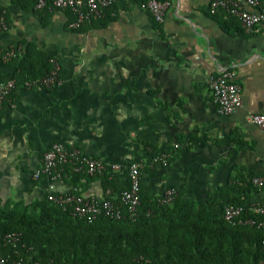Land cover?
<instances>
[{"label":"crops","instance_id":"0c3cea01","mask_svg":"<svg viewBox=\"0 0 264 264\" xmlns=\"http://www.w3.org/2000/svg\"><path fill=\"white\" fill-rule=\"evenodd\" d=\"M140 2L117 0L104 25L88 22L79 30L68 28L65 10L50 9L44 25L37 11L10 7L0 46L34 42L58 68L59 82L17 86L12 103L0 109L3 202L27 205L46 194L47 177L34 180L33 174L54 143L107 164L138 159L141 183L156 197L175 189L203 203L235 167L245 177L264 175V132L249 120L264 114V23L247 33L230 15L238 23L225 28L227 13L223 7L211 12L213 0H168L164 21L156 23ZM258 2L264 8V0ZM228 70L242 104L224 116L207 80ZM13 71L2 65L0 80ZM227 137L240 141L227 144ZM161 155L168 164L154 161ZM54 188L63 193L70 187L59 179ZM82 194L100 197L99 182H88ZM251 196L264 204V186Z\"/></svg>","mask_w":264,"mask_h":264},{"label":"trees","instance_id":"16d2710c","mask_svg":"<svg viewBox=\"0 0 264 264\" xmlns=\"http://www.w3.org/2000/svg\"><path fill=\"white\" fill-rule=\"evenodd\" d=\"M35 2L0 0V16L9 26L10 7L33 10L45 25L51 11L48 7L35 9ZM114 4L102 9V16L96 19L100 22L93 20L90 26H102L112 18ZM67 14L70 19L73 17L70 11ZM226 15L221 25L228 28L236 18ZM19 45L16 54L6 62L2 56L10 47L0 46V69L5 64L13 65L10 78L15 80V87L25 86L26 81H40L54 69L51 57L34 42L23 41ZM227 138V144L240 141ZM130 163L121 171L122 183L120 172L105 170L90 175L74 171L71 164L62 166L61 179L69 184L66 192L79 195L88 182L98 181L101 195L117 204L120 191L129 185ZM233 171L229 182L210 190L203 203L184 199L177 192L171 202L161 204L159 197L140 182L135 218L120 205L122 218L101 215L88 221L50 201L47 192L27 205L21 201L3 202L0 198V264H264V226L232 223L224 218V209L229 205L242 209L243 220L255 217L251 210L255 204L251 196L255 187L251 183L253 175L245 177L239 167ZM107 189L109 195L105 194ZM13 232L20 235L15 245L3 239L6 233Z\"/></svg>","mask_w":264,"mask_h":264},{"label":"built area","instance_id":"2783aa9c","mask_svg":"<svg viewBox=\"0 0 264 264\" xmlns=\"http://www.w3.org/2000/svg\"><path fill=\"white\" fill-rule=\"evenodd\" d=\"M117 0H36L35 8L41 10L45 7L49 9L70 11L73 18L68 20L69 29H79L85 23L91 22L102 16V9L112 6ZM253 6V10L245 9L244 5ZM168 0H142L139 3L141 9L150 13L156 23L164 21L168 9ZM223 7L226 13L236 16L245 32H252L256 26L264 23V8L260 7L258 0H213L211 12L216 8ZM114 15L113 12L110 13ZM8 25L4 17L0 16V32L7 31ZM18 48H10L3 56V62L10 60ZM234 72L224 71L217 76L208 78V85L211 93V99L215 104L217 113L220 115H231L242 104L240 97V87L233 81ZM40 82L45 87H51L59 82L58 68L55 67L49 74L43 76L40 81H26L25 85L31 87L34 83ZM16 85L12 78L0 80V109L5 104H11V93ZM249 120L264 132V114H251ZM154 161L167 164V156L161 155L155 157ZM71 164L73 170L86 172L90 175L100 174L105 170L120 172L126 168V165L116 163L107 164L103 160L90 156L75 147H62L57 143L52 144L43 154L42 162L35 170L33 178L39 179L42 176L47 177L49 184L47 187L48 199L63 209L69 210L71 214L79 218L94 220L98 216H105L112 219L123 217L121 207H125L126 213L135 218L138 216L139 205V187L141 182V161H132L127 169L128 186L119 193V203L114 204L105 196H84L83 194H70L68 192L56 193L54 191V182L61 179L63 165ZM251 183L257 187L264 186V175L251 177ZM111 192L106 190L105 194ZM175 189L167 190L161 197L159 203L171 202L176 196ZM121 205V207H120ZM251 210L255 217H241L242 209L238 206L229 205L224 209V218L232 223L241 222L250 226H264V204H253ZM6 242L15 245L20 235L18 233H6L3 236Z\"/></svg>","mask_w":264,"mask_h":264}]
</instances>
